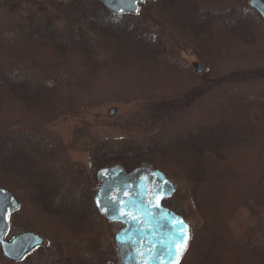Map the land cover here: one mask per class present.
<instances>
[{
	"label": "rangeland",
	"instance_id": "rangeland-1",
	"mask_svg": "<svg viewBox=\"0 0 264 264\" xmlns=\"http://www.w3.org/2000/svg\"><path fill=\"white\" fill-rule=\"evenodd\" d=\"M147 1L151 4L141 8L142 24L153 32L152 42L159 44L162 39L165 49L172 50L169 66L158 62L159 56L148 65V51H134L125 62L108 57L111 61L89 77L76 52L68 51L59 59L50 47L27 49L20 61L31 57L33 61L18 64L1 45L0 74L18 67L38 78L33 82L42 86L45 77L53 78L61 94L58 102L40 105L47 99L44 94L29 99L25 89L21 97L0 88V187L10 190L20 203L10 217L6 237L32 230L44 238L42 246L20 261L8 260L0 250V264H118L114 234L122 223L105 219L93 202L99 164L116 156L126 170L140 165L158 168V160L162 161L175 187L169 208L180 211L191 230L182 264H264V179L253 170L260 168L259 155L264 166V143L262 149L234 148L233 163L246 170L239 188L249 195L233 192L236 184L229 181L235 173L222 179L211 172L197 186L204 201L201 209L187 184L189 166L172 150L175 145H189L186 142L202 147L210 141L231 148L238 141L235 136L249 137L250 131L241 123L257 117L259 106L264 107V31L254 29L244 12L235 11L234 0ZM239 1L247 4L248 0ZM47 2L0 0V27H17L23 33L24 26L31 27L24 25L28 22L24 19H37L45 8L54 14L51 1ZM160 30L172 33L158 38ZM198 64L205 69L198 72ZM244 70L251 71L245 80L235 76ZM72 75H78V81L69 88L66 83ZM92 76L95 80L90 82ZM89 82L95 87L85 91ZM251 101L259 106L247 113L244 106L252 105ZM251 131L256 138L257 131ZM100 151L107 153L100 158ZM111 159L108 165L114 164ZM46 172L62 178L72 192L61 187V196L79 202L77 212L90 211V220L64 210L60 214L50 201L46 205L55 208L49 209L51 215L45 213L47 207L38 196L47 194L46 178L53 174ZM86 195L91 197L92 209L82 200Z\"/></svg>",
	"mask_w": 264,
	"mask_h": 264
},
{
	"label": "trees",
	"instance_id": "trees-1",
	"mask_svg": "<svg viewBox=\"0 0 264 264\" xmlns=\"http://www.w3.org/2000/svg\"><path fill=\"white\" fill-rule=\"evenodd\" d=\"M50 1L52 3L50 7L54 12V14H52L51 11L48 13L49 9L45 8L42 9L44 10V12H41V14L37 19H33L31 17L24 19V21L25 20L28 21L27 23L25 22L24 25L30 24L31 27L25 28L24 26V31L22 28L23 33H20V31L16 29L17 27H12V29H2V27H0V32H1L0 35L2 36L0 38V47L2 45L8 52L11 51L10 59L12 60V62L18 64L20 63L26 64L30 60L33 61V59L31 57V59H29L28 61L26 60L24 62L20 61V56L22 57L23 55V53L21 52L26 53L27 49L50 47V49L56 52L58 56L57 58L59 59L61 55L64 56L68 51H73L74 53L76 52L77 54H79L81 61L84 63L83 65L86 67V69L89 72V77L92 74L96 75L97 74L96 71L99 73V71L101 70L100 68L103 67L102 65H105L111 61V59H109L108 57L114 56L118 59H122L121 61L125 62L126 60L130 59L129 58L130 56L135 54L134 51H136L138 54L139 53L142 54L144 50L148 51L145 52L148 53L147 54L148 56L146 57L145 60L146 64L148 65L151 61L155 60L153 59L155 56H159V58L157 59L158 62L162 64H166L168 66L171 65L170 59L174 58L173 57L174 55H172V50H169L167 48L165 49L162 39H158L159 44H156L157 41L155 39L154 42H152L151 39L153 37L152 35L153 32H151V30L147 27V25H144L145 23L142 24L144 20H143V16H141L142 15L141 8L145 4H151V2L148 1L144 2L140 6V12L138 13V15L130 16V14H125V15L109 14V12H107L103 8V6L96 0H67L66 2H58V3H56L54 0H49V2ZM189 1L192 2L193 0H189ZM219 3L225 5L230 4V3L227 4L225 1H220ZM232 3L236 7L235 11H238L239 13L244 12L243 15L245 18L247 19L252 18L258 21L260 20L257 13L253 9L248 7L246 3L241 2L239 0H234L232 1ZM233 14L236 15L237 13L235 12ZM140 17L142 19H140ZM58 21H60L62 24H58ZM208 22H209V18H208ZM131 24H133V26H135L137 29L132 28L133 26H131ZM168 33L171 34L172 31L170 30L168 32H161L160 30L159 33L156 34L158 35V38L159 35H163V38L165 37L167 38ZM4 40L7 42L5 43ZM124 47H127L128 49H130V47H133L135 49L127 50ZM104 48H107L106 51ZM113 60L114 59L112 58V61ZM10 69L11 71H9V74H7V72L2 73L1 71L0 88L4 89L7 92L14 93V95L16 94L18 95V93L22 94L20 95L21 97L23 96L25 89V93H26L25 96H27L29 99L37 98L39 95L44 94L47 96V99H45L46 101L45 100L41 101L40 105H42L43 103L46 105L47 102L50 105L53 104L54 102L59 101L61 91L55 79L45 77L43 80L45 85L42 86L39 84H35L33 81L39 79L38 78L33 79L32 75L27 71L21 70L18 67H14ZM246 72L250 73L251 71L248 70L240 71L235 76H239L241 77L242 80L243 79L245 80L247 74H249ZM262 74L264 76V71L262 72ZM73 76L74 75H72L69 80L67 79L66 84L69 88H72V83L78 81L77 80L78 75L75 77ZM89 79L91 82L92 80H95V76H92ZM90 82L87 88L83 87L85 91H92L93 88L95 87ZM83 84L85 85L86 83ZM251 102L252 105L244 106L248 108L247 113L249 111H253L255 106H259L256 103V101L254 102L251 101ZM45 105L43 106V112ZM259 108L261 109L258 111L259 115L257 117H254L253 119L247 117L249 121L244 120L245 123H241V125L242 124L245 125V128L247 127L248 130L250 131L249 137L245 138L243 135L241 136V134L239 136H235L233 131L232 135L235 136V138H237L238 141H236L237 143H232L233 145L231 146V148H223V146H219L221 143L218 142L217 143L214 142V144H211L213 141L208 142L205 146L202 147L200 145H197L196 143L193 144L188 142H186L185 144H189V145H185L182 148L181 146H176V145L173 146L174 147V149H172L174 150L173 153L179 154L178 156H183L182 158L183 164L189 166L186 172L188 174V177H190L187 178L189 180L187 181V184L191 186L193 190L194 198L196 200L195 204L199 205L200 209L203 208L204 201L201 200L198 195L197 186L199 184H203L204 182H206L207 175L210 174L211 177V172L212 174L214 172L218 178L220 177L222 179H226V177H233V174L235 173V177H233V179L229 181V182L232 181L231 182L232 184L233 183L236 184V186L232 185L233 187H231L232 190L234 189L233 192H236V190H238V193L242 194L243 196L249 195L248 192H244V190H241L239 188L243 184L244 181L243 176H245L243 174H245L246 170H244L243 167L242 168L240 167V165L238 164L239 162L233 163L234 151H235L234 148L235 147H239L243 149L253 148V147H257L258 149L263 148L264 122L261 121H264V107H262L261 105L259 106ZM246 116H249V114H247ZM251 130H253V132L255 130L257 131L256 138H254L255 135L253 136ZM24 134H26V132H24ZM29 135L33 137L35 136L32 134ZM35 140H40V139H35ZM29 144L33 145V143L30 142ZM169 146L172 147V144H170ZM100 152H102L100 154V158H102L107 153L104 151H100ZM110 155L114 156L116 154L114 152ZM118 158L116 156L110 159L112 161H115L113 162L114 164H119L121 162H119ZM226 158L231 159L232 162L230 161V163H227L225 161ZM110 159H108L107 161L103 159L105 161H101L99 167L107 166L109 164ZM258 161H259L258 165L260 166V168L254 166L253 170L259 172L261 175V180H263L264 166L261 167L260 155L258 156ZM158 162H159L158 163L159 165L157 166L158 169L159 168L163 169L164 168L163 165L160 164L162 163V161L158 160ZM253 164H256L255 160ZM163 171L166 173V175H168L165 169H163ZM47 174L49 176L53 174L51 177L46 178L47 180L45 183L47 188L52 187V189L48 188L47 194H43L41 198L38 196L40 203L44 204L47 207L45 213L51 215L52 211H50L49 209H53L55 207H50L46 205V203L47 204L51 203V205L56 206L57 210H60V214L61 212H63L62 210H64L66 212H70V214L73 213V214H78L80 217H85L83 218L85 219V221H88V219L90 220V216L89 217L87 216L89 215L90 211L89 213H85V210L79 209L77 212L76 209L79 207L80 203L74 201V198L71 196L68 197L61 196L62 189L65 192H69V193L72 192L71 189H69L70 188L69 186H65V184H63L62 178L56 175L54 172ZM218 186L219 183L217 182L216 187ZM61 187L63 188L61 189ZM95 187H96V183H95ZM38 189L41 190L42 188L39 186ZM229 190L231 189L230 188L227 189V191ZM230 197H232V194L229 196V198ZM251 197H253V195ZM82 200L85 201L87 206H89L92 209L93 203L89 195H86V198H83ZM257 202L261 203V201H257ZM163 204L166 207H169V200L164 199ZM174 211L181 214V212L178 210H174ZM87 217L88 219H86ZM249 241L251 242L250 244H252L254 239L251 238ZM256 241H258L257 238ZM187 251L188 248L185 251V254L183 255V258L179 264L183 263Z\"/></svg>",
	"mask_w": 264,
	"mask_h": 264
},
{
	"label": "water",
	"instance_id": "water-1",
	"mask_svg": "<svg viewBox=\"0 0 264 264\" xmlns=\"http://www.w3.org/2000/svg\"><path fill=\"white\" fill-rule=\"evenodd\" d=\"M96 1L107 12L123 15L138 14L140 5L147 0ZM248 5L264 19L262 0H248ZM204 69L198 64V72ZM96 177L99 186L93 197L95 208L105 219L123 225L114 234L118 264H179L190 240V225L162 203L175 188L165 172L147 165L126 170L113 164L98 168ZM19 206L12 192L0 187V250L10 261H20L43 240L32 230L7 239L10 217Z\"/></svg>",
	"mask_w": 264,
	"mask_h": 264
},
{
	"label": "flooded vegetation",
	"instance_id": "flooded-vegetation-1",
	"mask_svg": "<svg viewBox=\"0 0 264 264\" xmlns=\"http://www.w3.org/2000/svg\"><path fill=\"white\" fill-rule=\"evenodd\" d=\"M263 2H264V0H262ZM247 6L248 7H250L249 5H248V1H247ZM251 9H253L252 7H250ZM256 13H257V15H258V17H259V21L258 20H254V19H252V18H248V23H250L251 25H253V28L254 29H261L262 31H264V19L258 14V12L255 10V9H253ZM264 34V33H263ZM48 188H51L52 189V187H48ZM39 234V233H38ZM40 235V234H39ZM40 236H42V235H40ZM44 239V238H43ZM43 243H44V240H43ZM42 243V244H43ZM42 246V245H41Z\"/></svg>",
	"mask_w": 264,
	"mask_h": 264
},
{
	"label": "snow or ice",
	"instance_id": "snow-or-ice-1",
	"mask_svg": "<svg viewBox=\"0 0 264 264\" xmlns=\"http://www.w3.org/2000/svg\"><path fill=\"white\" fill-rule=\"evenodd\" d=\"M185 240L187 239V233L185 232ZM185 247H186V244H185ZM181 252L183 251V248H181V250H180Z\"/></svg>",
	"mask_w": 264,
	"mask_h": 264
}]
</instances>
